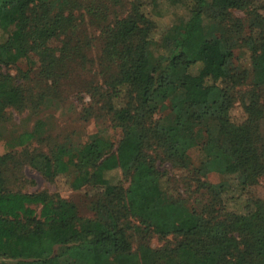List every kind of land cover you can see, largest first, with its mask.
<instances>
[{"label":"trees","instance_id":"trees-1","mask_svg":"<svg viewBox=\"0 0 264 264\" xmlns=\"http://www.w3.org/2000/svg\"><path fill=\"white\" fill-rule=\"evenodd\" d=\"M167 1L185 6L188 17L158 39L141 4L103 31L102 73L120 102L112 109V124L128 144L126 162L121 164L110 139L98 136L78 147L58 144L49 155L30 154L29 164L47 179L73 177L74 188L78 183L100 189L96 173L121 169L130 175L131 206L147 211L140 215L144 231L173 235L179 242L163 249L142 245L134 253L123 223V188L101 189L92 205L94 217L82 218L76 204L59 196L6 191L0 162V264H264V203L256 199L241 213L226 212L228 185L199 179L209 165L236 177L243 189L264 177V0ZM59 2L0 0V30L7 34L0 42V65L9 64L16 52L13 58L27 60L34 70L33 53L60 70L57 88L61 78L73 74L70 63L77 64L89 42L78 36L79 1ZM235 10L245 17L233 16ZM242 48L250 67L237 70L235 52ZM188 75L194 77L191 85ZM244 85L250 88L247 118L235 123L231 110L237 87ZM26 100L21 86L0 73V121L8 108L20 109ZM32 138L25 132L17 145ZM196 148L204 155L199 167L188 161ZM154 153L191 172L197 189L212 198L205 214L169 193ZM32 206H40L39 214Z\"/></svg>","mask_w":264,"mask_h":264},{"label":"rangeland","instance_id":"rangeland-1","mask_svg":"<svg viewBox=\"0 0 264 264\" xmlns=\"http://www.w3.org/2000/svg\"><path fill=\"white\" fill-rule=\"evenodd\" d=\"M57 1L60 3L59 0H47L50 3ZM78 1L79 6L74 9L76 23L80 25L78 36L83 38L84 43L88 41L89 45L84 47L83 56H79L77 64L70 63L74 68L73 74L61 78L59 88L55 86V81L61 74L60 70L48 66L47 61L39 59L33 53L29 55V59L37 63L34 70L28 69L25 63L27 60L14 59L16 52H12L9 64L0 65V73L9 74L14 82L21 86L27 98L22 108H8L5 117L0 121V162L5 163V189L8 192L59 196L76 204L80 217L93 218L95 213L92 205L97 195L102 192L101 189L110 192L118 186L123 188V205L126 207L123 223L132 251L138 253L142 245L152 249L174 248L180 238L173 235L161 238L144 231L140 215L146 214L147 211L140 204L131 206L127 194L131 187L130 175L125 176L121 169L96 173L100 189L97 186L78 183L74 188L73 177L59 175L54 179H47L29 164L30 154L49 155L58 144L78 147L98 136H104L115 144L116 153L121 164H124L129 156L128 144L122 141L120 129L112 124V109L119 107L120 102L105 85L102 73L105 67V63H102V52L106 42L103 31L110 22L132 13L134 4H141L143 11L155 22L156 39L188 17L185 6L167 0ZM215 1L220 3L223 0ZM260 13L264 16V10ZM233 16L243 18L245 12L235 10ZM6 37L7 34L0 30V42ZM235 54V69L250 67L244 48L236 50ZM82 61L84 63H80ZM186 79L190 85L194 81L191 75L186 76ZM249 89L246 85L237 87L238 93L231 110V119L235 123H241L247 118L244 103L247 102ZM40 95H44L41 101L38 99ZM25 132L33 133V138L24 146L17 145L19 136ZM261 132L264 135V118L261 120ZM153 155L156 157L158 170L165 175L169 193L183 198L188 207L205 214L210 208L209 202L212 198L205 189H197V182L191 172L184 168L171 167L163 162L161 155ZM203 160L204 155L200 149L190 151L188 161L191 165L199 167ZM217 171L218 167L209 165L205 175L199 179L214 185H228L229 189L224 194L226 212L241 213L256 199L264 203V177L260 178L256 185L243 189L240 188L236 177L223 176ZM32 207L39 214L40 206Z\"/></svg>","mask_w":264,"mask_h":264}]
</instances>
